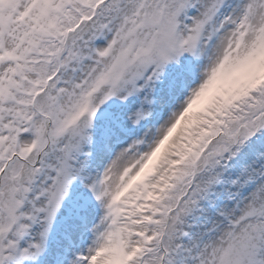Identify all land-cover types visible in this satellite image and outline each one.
<instances>
[{"label": "snow or ice", "instance_id": "obj_1", "mask_svg": "<svg viewBox=\"0 0 264 264\" xmlns=\"http://www.w3.org/2000/svg\"><path fill=\"white\" fill-rule=\"evenodd\" d=\"M0 264H264V0H0Z\"/></svg>", "mask_w": 264, "mask_h": 264}]
</instances>
